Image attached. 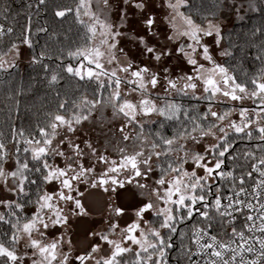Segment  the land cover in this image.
Masks as SVG:
<instances>
[{
    "label": "snow or ice",
    "instance_id": "snow-or-ice-1",
    "mask_svg": "<svg viewBox=\"0 0 264 264\" xmlns=\"http://www.w3.org/2000/svg\"><path fill=\"white\" fill-rule=\"evenodd\" d=\"M14 2L0 0V19L26 23L19 34L0 23V84L34 48L20 11L33 0L15 12ZM229 7L239 21L264 16V0L57 6L82 43L61 50L55 69L43 49L30 63L49 88L66 77L74 86L56 90L54 110L22 118L16 101L0 120V264H264V27L251 30L254 56L237 44L239 59L218 53L234 65L218 62ZM81 185L108 194L105 226L84 248L69 231L90 214ZM125 193L134 203L116 202Z\"/></svg>",
    "mask_w": 264,
    "mask_h": 264
},
{
    "label": "trees",
    "instance_id": "trees-1",
    "mask_svg": "<svg viewBox=\"0 0 264 264\" xmlns=\"http://www.w3.org/2000/svg\"><path fill=\"white\" fill-rule=\"evenodd\" d=\"M237 4L240 0H236ZM21 0H15L13 3V11L15 12L20 6ZM73 0H47L45 5L39 8L35 7L33 0V8L30 10L20 9L22 13L28 12L32 16V39L34 41V48L28 49L22 47V57L18 61V67L10 69L11 75L4 76L5 83L0 84V120H5L9 115L8 108L13 107L16 101H19V113L22 118L30 117L32 114H42L45 111L54 110L58 98L56 97V90H59L61 97L66 93L71 95L74 81L68 79L61 80L55 86V89L49 88L45 73L39 66H34L30 63L31 55L45 50L52 56L51 60L45 59L44 63L50 65L55 69L58 63L56 57L61 50L67 52L69 49H74L77 45L82 43L81 35L82 28L75 22L72 14L65 18H58L55 16L57 6H71ZM225 18L221 20L230 22V25L223 29V40L221 42V50L229 49L234 53L237 59L242 55L234 45L244 47L249 53V57L254 56L255 49L250 47L252 43H259L261 37L251 36V30L256 27H264V16L259 12L248 11L244 21L236 19V15L231 11V7L225 9ZM2 20V19H0ZM6 24L16 27V34H19L20 25L26 23V16L21 15L17 18V22L13 25L11 20L4 21ZM47 28V32L37 33V28ZM248 33V35H244ZM15 39V35L11 38H5V50L7 44ZM222 63L226 65H234L235 61L232 57H222ZM67 62V61H65ZM257 66L256 62L249 58L245 61L244 68L247 71H252ZM13 96L12 100L7 97ZM15 117V111L11 113ZM170 134V132H169Z\"/></svg>",
    "mask_w": 264,
    "mask_h": 264
},
{
    "label": "rangeland",
    "instance_id": "rangeland-1",
    "mask_svg": "<svg viewBox=\"0 0 264 264\" xmlns=\"http://www.w3.org/2000/svg\"><path fill=\"white\" fill-rule=\"evenodd\" d=\"M222 28H226L230 25V22H221ZM221 48H217L215 45L213 46V55L218 62L222 63V57L219 56V51ZM135 50L133 49V53ZM250 106H258L253 105L252 102H249ZM81 191L83 192V196L81 197L82 203L86 206L89 211L88 216L82 217H72L70 219V234L79 247L84 248L89 243L91 239L88 235L92 231H98L105 226V221L107 218V210L106 204L108 202V194L104 193L100 189H92L87 185H81ZM117 203L123 204H132L134 203L133 198L125 193L121 196L120 199L116 201ZM129 215L132 213V209L129 210Z\"/></svg>",
    "mask_w": 264,
    "mask_h": 264
},
{
    "label": "built area",
    "instance_id": "built-area-1",
    "mask_svg": "<svg viewBox=\"0 0 264 264\" xmlns=\"http://www.w3.org/2000/svg\"><path fill=\"white\" fill-rule=\"evenodd\" d=\"M0 23H4L5 24V26H10L9 24H6L5 22H3L2 20H0ZM5 38H7V37H5ZM4 38V39H5Z\"/></svg>",
    "mask_w": 264,
    "mask_h": 264
}]
</instances>
